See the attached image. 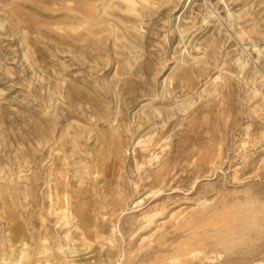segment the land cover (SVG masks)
<instances>
[{
	"label": "rangeland",
	"instance_id": "rangeland-1",
	"mask_svg": "<svg viewBox=\"0 0 264 264\" xmlns=\"http://www.w3.org/2000/svg\"><path fill=\"white\" fill-rule=\"evenodd\" d=\"M0 264H264V0H0Z\"/></svg>",
	"mask_w": 264,
	"mask_h": 264
},
{
	"label": "bare ground",
	"instance_id": "bare-ground-1",
	"mask_svg": "<svg viewBox=\"0 0 264 264\" xmlns=\"http://www.w3.org/2000/svg\"><path fill=\"white\" fill-rule=\"evenodd\" d=\"M205 22V21H204Z\"/></svg>",
	"mask_w": 264,
	"mask_h": 264
}]
</instances>
